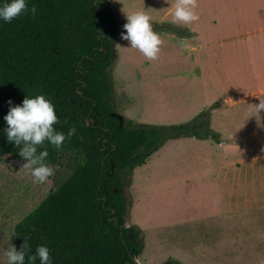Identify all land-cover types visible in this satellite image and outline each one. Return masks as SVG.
I'll return each instance as SVG.
<instances>
[{
	"label": "rangeland",
	"instance_id": "obj_1",
	"mask_svg": "<svg viewBox=\"0 0 264 264\" xmlns=\"http://www.w3.org/2000/svg\"><path fill=\"white\" fill-rule=\"evenodd\" d=\"M110 2L120 19L144 11L152 24L187 30L190 36L180 38L199 47L186 50L169 32L153 29L164 43L159 58L150 61L120 34L109 69L113 105L122 121L177 125L209 110L211 128L219 134V143L191 137L167 141L127 179L126 225L138 230L142 246L137 262L180 264L170 256L177 247L167 241L181 237L195 210L210 209L213 194H264V109L258 114L254 109L264 101V0H197L199 20L177 25L175 0ZM24 163L0 155V264H7L5 251L16 246L17 224L75 165L65 154L39 184ZM178 222L181 227H166Z\"/></svg>",
	"mask_w": 264,
	"mask_h": 264
},
{
	"label": "trees",
	"instance_id": "obj_2",
	"mask_svg": "<svg viewBox=\"0 0 264 264\" xmlns=\"http://www.w3.org/2000/svg\"><path fill=\"white\" fill-rule=\"evenodd\" d=\"M11 0H0V6ZM36 14L11 23L0 19V155L24 160L8 142L4 117L25 98L44 95L55 106L54 128L76 135L61 150L47 141L46 163L60 165L70 154V175L15 228L16 250L24 241L28 255L38 246L50 250L51 264H137L142 246L138 230L126 228L124 190L133 171L167 141L181 137L221 142L210 125V111L188 123L135 126L115 111L109 69L115 42L124 32L110 0H26ZM179 37L188 31L152 24ZM11 100V105L9 104ZM89 123V124H88ZM25 264H29L26 258ZM35 264H40L37 257Z\"/></svg>",
	"mask_w": 264,
	"mask_h": 264
},
{
	"label": "clouds",
	"instance_id": "obj_3",
	"mask_svg": "<svg viewBox=\"0 0 264 264\" xmlns=\"http://www.w3.org/2000/svg\"><path fill=\"white\" fill-rule=\"evenodd\" d=\"M198 7L197 0H175L172 13L173 23L192 24L199 20L195 9ZM30 12L36 14V7L30 9L26 0H11L0 6V19L11 23L21 14ZM127 23L123 25L124 32L121 38L129 41L131 48L137 49L146 59L155 61L164 41L153 30L151 17L144 11H137L127 15ZM11 100L9 104L11 105ZM256 114L264 109V101L254 106ZM7 122L6 135L8 142L19 148V155L26 161L22 168L29 170L34 183L43 184L54 174V168L46 163L48 151L38 152L47 141L56 150H61L65 141L76 135V128H69L67 134L57 131L54 125L59 123L55 112V106L44 95L35 98H25L22 106L10 107L4 117ZM30 245L25 240L21 249L9 247L4 255L7 264H25L26 258L29 264H35L37 257L40 264H51L50 250L47 246H38L33 255H28Z\"/></svg>",
	"mask_w": 264,
	"mask_h": 264
},
{
	"label": "crops",
	"instance_id": "obj_4",
	"mask_svg": "<svg viewBox=\"0 0 264 264\" xmlns=\"http://www.w3.org/2000/svg\"><path fill=\"white\" fill-rule=\"evenodd\" d=\"M166 35L179 41L184 49L198 51L199 47L191 46L187 39ZM208 200L210 209L195 210L184 221L188 226L181 237L177 234V240L167 241L178 249L170 256L180 264H264V194L250 196L217 191ZM181 226L178 222L166 227Z\"/></svg>",
	"mask_w": 264,
	"mask_h": 264
},
{
	"label": "water",
	"instance_id": "obj_5",
	"mask_svg": "<svg viewBox=\"0 0 264 264\" xmlns=\"http://www.w3.org/2000/svg\"><path fill=\"white\" fill-rule=\"evenodd\" d=\"M88 124H89V123H88ZM125 227H126V228H128V226H127V225H125ZM140 241H141V238H139V239H138V242H137V243L139 244V243H140ZM137 264H139V263L137 262Z\"/></svg>",
	"mask_w": 264,
	"mask_h": 264
},
{
	"label": "flooded vegetation",
	"instance_id": "obj_6",
	"mask_svg": "<svg viewBox=\"0 0 264 264\" xmlns=\"http://www.w3.org/2000/svg\"><path fill=\"white\" fill-rule=\"evenodd\" d=\"M139 239V238H138ZM138 239H136V241L138 242Z\"/></svg>",
	"mask_w": 264,
	"mask_h": 264
}]
</instances>
